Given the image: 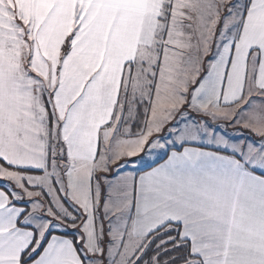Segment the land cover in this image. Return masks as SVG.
I'll return each instance as SVG.
<instances>
[{"label":"snow or ice","instance_id":"snow-or-ice-1","mask_svg":"<svg viewBox=\"0 0 264 264\" xmlns=\"http://www.w3.org/2000/svg\"><path fill=\"white\" fill-rule=\"evenodd\" d=\"M0 264H264V0H0Z\"/></svg>","mask_w":264,"mask_h":264},{"label":"crops","instance_id":"crops-1","mask_svg":"<svg viewBox=\"0 0 264 264\" xmlns=\"http://www.w3.org/2000/svg\"><path fill=\"white\" fill-rule=\"evenodd\" d=\"M221 111H230V109H221ZM218 122L223 123V121H218ZM229 131H231V130H229Z\"/></svg>","mask_w":264,"mask_h":264}]
</instances>
